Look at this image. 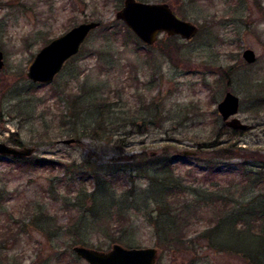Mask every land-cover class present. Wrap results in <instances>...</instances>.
Listing matches in <instances>:
<instances>
[{"label":"rangeland","instance_id":"rangeland-1","mask_svg":"<svg viewBox=\"0 0 264 264\" xmlns=\"http://www.w3.org/2000/svg\"><path fill=\"white\" fill-rule=\"evenodd\" d=\"M140 1L167 2L198 26L197 34L170 42L164 32L146 45L124 22L115 23L122 22L123 0H0V142L35 148L24 164L0 158V264H88L73 251V237L58 231L77 214L67 204L102 181L117 192H140L149 178L135 167L154 159L171 158L170 174L199 190L264 186V0ZM90 21H102L105 29L89 33L51 84L28 80L42 47ZM248 48L256 53L253 63L244 59ZM224 70L231 72L228 80ZM228 91L239 96L237 117L250 128L218 136L219 146L237 144L239 155L223 158L199 144L217 138L226 124L217 105ZM90 109L106 118L104 138L84 130L96 122ZM80 110L86 121H78V135L71 136ZM12 134L22 146L9 140ZM71 138V144L60 141ZM135 218L132 233L125 231L118 243L157 247V264H247L199 237L215 224L211 210L183 220V249L160 248L155 227L143 215ZM89 236L88 247L99 250L116 243L101 233Z\"/></svg>","mask_w":264,"mask_h":264},{"label":"trees","instance_id":"trees-1","mask_svg":"<svg viewBox=\"0 0 264 264\" xmlns=\"http://www.w3.org/2000/svg\"><path fill=\"white\" fill-rule=\"evenodd\" d=\"M100 23L101 30H104L105 25L102 21ZM115 23L123 22L116 20ZM123 26L127 33H131L137 38L126 25ZM176 39V36H172L168 37L166 41ZM168 51L163 52L170 57L171 54ZM230 73L229 70H224L221 76L224 80H228ZM79 98L75 96L73 99L77 103ZM82 107L85 106L82 105ZM90 114L89 117H96L94 118L96 122L93 128L91 124L84 127L85 132H92L100 135V138L102 136L104 138L108 132L106 118L103 119L104 114L94 113L91 109ZM73 115L76 117V121L74 126L70 127L71 130L68 131V134L77 136L78 121L84 125L86 117L81 110ZM243 132L245 131L236 130L223 124L217 138L210 142H201L199 146L213 151L216 157H236L239 155L234 150V146L237 144L219 146L223 142L218 136L237 135L243 134ZM9 140L13 144L22 146L21 140L15 138L13 134ZM76 141L80 142L81 140L76 139ZM15 159L20 164H24L25 159ZM171 164L172 160L169 158L165 162L154 159L147 162V165L145 162L142 163V166L137 165L135 170L148 175L150 184L149 187L143 188L138 193L132 192L131 189L117 192L115 187L108 185V182L105 181L101 182L102 186L95 185L91 192L80 193L75 197V201L67 204L68 208L76 211L77 214L70 224L59 226L58 231L73 237L75 245L83 244L88 247L90 245L89 235L94 232L104 234L111 238L112 242L118 243L125 231L128 234L132 233L131 228L134 226L135 216L140 214L145 216L149 224L155 227L160 248L175 246L176 249H183L185 248L184 241L187 240L186 231H184L186 226L183 220L185 218L193 220V218L202 216L204 211L211 210L215 216V224L202 231L199 237L207 239L209 246L216 250L237 253L244 258L247 264H264V186H243L238 191L239 194L236 192L237 189L228 190L226 193V191L216 190L215 186H206L199 190L191 188L192 186H183L173 177L170 174ZM260 179L259 182H262ZM192 220H188V222L191 223Z\"/></svg>","mask_w":264,"mask_h":264},{"label":"water","instance_id":"water-1","mask_svg":"<svg viewBox=\"0 0 264 264\" xmlns=\"http://www.w3.org/2000/svg\"><path fill=\"white\" fill-rule=\"evenodd\" d=\"M117 18L122 20L136 36L146 45H153L160 33L169 36L178 35L183 40L192 39L198 32V26L182 19L167 2L155 3L140 0H123ZM101 25L100 21L83 22L72 27L67 33L51 40L34 57L27 72L28 80L35 83L51 84L61 72L65 63L77 55L89 33ZM244 59L253 63L256 53L248 48L243 52ZM4 52L0 50V70L4 68ZM217 109L226 125L236 130L246 131L250 126L241 122L237 114L240 109L239 96L232 91L226 92L219 101ZM74 138L60 140L71 144ZM33 147H15L0 142V157L26 158L34 153ZM73 251L88 264H157L159 250L157 247L128 248L114 243L108 250H99L85 245H75Z\"/></svg>","mask_w":264,"mask_h":264}]
</instances>
